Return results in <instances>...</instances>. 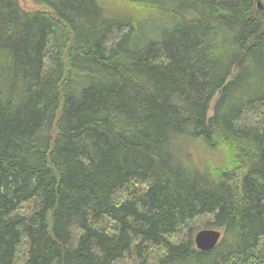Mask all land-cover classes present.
Segmentation results:
<instances>
[{"label":"trees","instance_id":"16d2710c","mask_svg":"<svg viewBox=\"0 0 264 264\" xmlns=\"http://www.w3.org/2000/svg\"><path fill=\"white\" fill-rule=\"evenodd\" d=\"M32 2L0 0V264H264V0Z\"/></svg>","mask_w":264,"mask_h":264},{"label":"rangeland","instance_id":"374dc122","mask_svg":"<svg viewBox=\"0 0 264 264\" xmlns=\"http://www.w3.org/2000/svg\"><path fill=\"white\" fill-rule=\"evenodd\" d=\"M20 6L22 7V9H24L25 11H34V10H38L40 9L39 6L35 5L32 0H18ZM212 107V105H211ZM209 116H211V111L209 113ZM251 122V117H250V121H248V123ZM117 196H125V193L123 191H121L120 193L117 194ZM211 217L209 216H203L200 217L190 223H187L186 228L184 229V231H187L188 228H192L194 229L195 233H197L198 231L202 230V229H207L206 225L210 222ZM194 233V234H195ZM75 236V234H74ZM182 238L184 239V235L182 233ZM20 252H22V254H25L27 251V247L22 243L20 244L19 247ZM143 261V258H137L135 255L130 256L127 260H123L120 261V264H130V263H134V264H140ZM119 264V263H117Z\"/></svg>","mask_w":264,"mask_h":264},{"label":"water","instance_id":"95a60500","mask_svg":"<svg viewBox=\"0 0 264 264\" xmlns=\"http://www.w3.org/2000/svg\"><path fill=\"white\" fill-rule=\"evenodd\" d=\"M258 12L263 11V6L260 1L256 2ZM222 237L221 230L202 229L194 234L193 243L197 251L207 253L214 250Z\"/></svg>","mask_w":264,"mask_h":264}]
</instances>
